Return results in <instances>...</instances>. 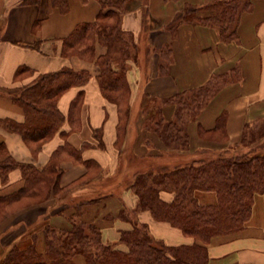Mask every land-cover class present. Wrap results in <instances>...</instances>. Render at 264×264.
Returning a JSON list of instances; mask_svg holds the SVG:
<instances>
[{
	"label": "trees",
	"instance_id": "obj_1",
	"mask_svg": "<svg viewBox=\"0 0 264 264\" xmlns=\"http://www.w3.org/2000/svg\"><path fill=\"white\" fill-rule=\"evenodd\" d=\"M49 1L60 13L69 11L68 0ZM97 1L101 9L95 20L76 24L62 39L60 53L65 58L77 56L97 65L99 71L96 79L101 93L117 107L115 144L121 152L130 117L131 91L126 64L131 58V47L136 45L133 44L132 35L121 28V17L131 7H144V0ZM40 2L22 0L21 4ZM252 4L253 0H212L201 6L186 3L168 28L175 30L181 23L209 25L218 30L221 41L230 42L237 36L241 15L250 10ZM97 43L105 47V52L95 57ZM169 51L170 47L167 46L165 51L161 50V56L167 58ZM160 71L167 72L165 61L161 62ZM27 72L31 73L32 70L21 66L16 70L15 77ZM89 78L87 70L62 67L37 75L32 83L11 94L12 101L22 109L24 120L18 123L11 119H0L1 127L18 133L33 155L57 133L63 138V143L52 151L48 162L41 168L32 163L17 162L9 154L0 160V180L3 184L13 168H19L23 178V185L19 189L0 195V225L21 209L57 195L56 207H62L57 212L65 215L66 227L45 220L40 229L41 238L33 232L27 236L30 244L25 247L13 242L1 256L0 264H76L74 257L77 255L84 258L85 264H209L207 244L211 238L245 228L252 214L255 196L264 193V118L255 123H246L240 140L233 145L235 147L227 146L214 158L189 156L182 162L147 167L145 170L142 169L141 160L156 158L157 155L128 159L127 165L132 170L124 183L136 196L137 209L148 210L156 220L179 228L185 236L193 238L192 243L166 244L154 237L147 224L136 220L127 209L111 218L127 220L131 226L119 230L116 242H105L95 219L84 218L91 203L107 196L100 192L105 182L99 183L98 197L83 199L74 195L79 184L86 182L87 185V181H92L99 174L98 164L82 157L83 150L93 145L88 142L82 143L80 148L71 145L67 140L68 132L62 129L66 117L58 107L63 93L71 87L84 85ZM239 78L238 73L232 77L215 74L205 84L177 92L172 97L162 99L157 108H152L150 122L145 125L170 151L168 156L179 151L188 154L189 123L199 117L226 83ZM82 102L83 91H79L71 101L67 116L71 131L79 128ZM165 105L173 107L169 119L163 114ZM226 121L227 111H222L212 129L199 128L200 136L210 141L226 142ZM93 135L99 141L97 145H101L102 128L93 129ZM240 146L246 149L237 150ZM0 150L6 153L2 144ZM65 160L82 163L86 168L83 176L69 186L60 184L63 173L61 162ZM92 182L97 184V181ZM162 191L172 192L173 198L170 201L163 199ZM199 191L214 192L216 202L200 203L196 196ZM66 196L69 199L64 201ZM65 209H70V212L63 214Z\"/></svg>",
	"mask_w": 264,
	"mask_h": 264
},
{
	"label": "crops",
	"instance_id": "obj_2",
	"mask_svg": "<svg viewBox=\"0 0 264 264\" xmlns=\"http://www.w3.org/2000/svg\"><path fill=\"white\" fill-rule=\"evenodd\" d=\"M21 1L0 0V119L23 122V111L12 101L11 94L18 93L23 86L32 83L37 75L62 67L87 70L90 73L89 80L84 85L71 87L63 93L58 100V107L66 117L62 129L68 132L67 140L71 145L76 148H80L85 142L93 145L83 150L82 157L98 164L99 179H96L97 175L94 180L99 183L102 178L114 176L115 173L123 175L128 168L129 158L134 160L139 156L157 155L159 166L182 162L189 156L214 157L219 151L240 140L246 123H255L264 118V0H253L250 10L243 12L239 19L237 36L230 42L221 41L218 30L209 25L181 23L175 30L168 28V24L184 4L201 6L212 0H145L142 5L144 7H131L122 14L121 28L132 35L133 44L136 45L131 47V58L126 64L131 91L130 117L121 152L115 144L117 107L101 93L96 79L99 71L97 65L77 56L65 58L60 53L62 39L76 24L94 21L101 9L100 3L97 0H68L69 11L64 14L54 8L49 0L26 5L21 4ZM167 46L170 51L165 58L161 56V50L165 51ZM104 52L105 47L97 43L95 57ZM164 61L167 63V72L161 73L160 65ZM21 66L30 68L32 72L15 77L16 70ZM234 73H238L240 78L226 83L199 117L189 123L188 154L179 151L168 156L170 151L163 147L157 135L146 126L150 122L152 108L143 109H146L149 100L166 99L177 92L196 88L215 74L232 77ZM79 91H83L79 128L71 131L67 116L71 101ZM222 111H227L228 140L215 142L202 138L199 128L212 129ZM172 112L171 105L163 106L165 118H171ZM99 127L102 128V143L98 146L99 141L93 135V129ZM62 143L63 138L57 133L33 155L18 133L9 132L0 126V144L6 151L3 154L0 150V160L9 154L17 162L32 163L41 168L48 162L52 151ZM61 166V186L72 185L86 171L82 163L69 160L62 161ZM119 180L117 179L118 182ZM120 182L123 183V180ZM81 184L75 192L81 193L83 189H87L86 184L83 187ZM22 185L21 170L13 168L8 172L6 183L3 184L0 180V195L13 192ZM111 193L91 203L84 215L85 219H95L105 242H116L119 230L131 226L127 220L111 218L124 209L121 203H124L136 220L147 224L154 237L166 244L193 242V238L185 236L179 228L156 220L148 210L137 209V198L132 190L125 188ZM78 195L82 196L84 193ZM196 196L202 204L216 202V195L212 191H199ZM161 197L170 201L173 193L162 191ZM56 201L55 197H50L37 208L21 212L19 216L14 215L5 225L1 224V246L7 243L11 245L13 242L19 247L30 244L27 236L33 232L41 235L42 228L32 225L42 219L53 225L64 226L65 215L57 212L62 207L54 206ZM69 212L70 209H65L63 214ZM25 213L32 215L27 227L23 224L26 222L23 217ZM13 232L14 235L8 240V235ZM22 233H25L23 238L13 239ZM2 239L5 241L3 244ZM207 250L209 264H264V193L255 196L252 214L245 228L212 237L207 244ZM76 264H85V261H77Z\"/></svg>",
	"mask_w": 264,
	"mask_h": 264
},
{
	"label": "rangeland",
	"instance_id": "obj_3",
	"mask_svg": "<svg viewBox=\"0 0 264 264\" xmlns=\"http://www.w3.org/2000/svg\"><path fill=\"white\" fill-rule=\"evenodd\" d=\"M145 1V0H144ZM161 104V100H158V99H151V100H149V102H148V104H147V107H146V109H143V110H148L149 108H157L159 105ZM154 109H152L151 111H153ZM142 110V111H143ZM152 121V120H151ZM234 144H232L231 145V148H233V147H235V146H233ZM233 146V147H232ZM246 148H244L243 146L241 147H238L237 148V150H245ZM196 157H199V156H196ZM195 157V158H196ZM214 158V157H213ZM204 159H209V157L208 158H204ZM159 163V160H157L156 158H149L148 160L146 159V160H141V164H142V166H144V167H142V169L143 170H145L147 167H155V166H157V164ZM131 167H129L128 166V168H127V170H126V172L123 174V175H119V174H117V173H115V175L114 176H112V175H110V176H107L105 179H103L102 178V180H101V182L103 181V182H105V184L106 185H103V189L100 191L101 193L103 192L105 195H108V194H112L111 192L112 191H117L118 189H121V190H124L125 188H126V186H125V183H124V181H125V179L127 178V177H129L130 176V172H131ZM130 173V174H129ZM95 179V178H94ZM94 179H92V181L94 180ZM96 179H99V175L96 177ZM95 179V180H96ZM117 179H120L119 180V182L117 181ZM94 180V181H95ZM123 180V183L122 182H120V181H122ZM92 181H87V189L85 188V189H83L84 191H82L81 193H84V195H82L81 197H83V199H91V198H94V197H98L99 196V182H97V184H93V182ZM86 182H84V184H85ZM81 185H83V183L81 184ZM94 187H96V188H94ZM76 193V194H75ZM81 193H77V191L76 192H74V195H78V194H81ZM59 196H61V195H59ZM78 196H80V195H78ZM50 197H53V196H50ZM49 197V198H50ZM48 198V199H49ZM55 198H58V196L56 195V197ZM47 199V200H48ZM68 200L69 198L66 196L65 198H64V201L65 200ZM57 202V201H56ZM42 203H40V204H34V205H31V206H27V207H25V208H23V209H21L20 211H18V212H16L15 214H13L12 216H10L5 222H7V221H9V220H11V218L14 216V215H20L21 214V212L22 213H24V212H27V211H31L32 209H35V208H37L39 205H41ZM122 204V206H123V208L124 209H126L125 208V206H124V203H121ZM58 205V202L57 203H55L54 204V206H57ZM92 209H94V208H92ZM39 210H42V209H39ZM17 213H19V214H17ZM26 214V213H25ZM24 217V219L26 220V222H24L23 224L27 227L28 225H29V221H31V217H32V215L30 216V214L29 215H25V216H23ZM41 218H42V215H41ZM113 219H115V218H113ZM45 221V219H42L41 221H39V222H37L36 224H33L32 226H37V225H42V224H44L43 222ZM5 222H3L2 224L3 225H5ZM1 226V225H0ZM34 230L36 229V228H33ZM31 230V229H30ZM26 231V230H25ZM27 233L29 232V230H27L26 231ZM24 234L25 233H22L21 235L19 234V235H17L16 237H14L13 239H20V237H24ZM14 235V232H13V234L12 235H8V240L12 237ZM42 236L40 235V238H41ZM3 238V237H2ZM5 238V237H4ZM3 240V239H2ZM3 243H5V241L3 240L2 241V244ZM39 244L41 245V239H40V242H39ZM10 247V245H8V243L6 244V245H2L1 246V244H0V258H1V256L5 253V251H6V249H8ZM42 247V246H41ZM74 260H76V263H77V261H81V262H83L84 263V260H83V258L81 257V256H76L75 257V259Z\"/></svg>",
	"mask_w": 264,
	"mask_h": 264
}]
</instances>
